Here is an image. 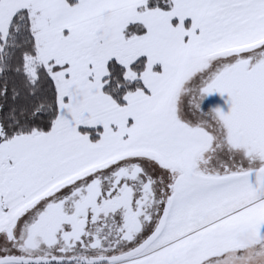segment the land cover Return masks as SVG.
Returning a JSON list of instances; mask_svg holds the SVG:
<instances>
[{
  "label": "snow or ice",
  "instance_id": "1",
  "mask_svg": "<svg viewBox=\"0 0 264 264\" xmlns=\"http://www.w3.org/2000/svg\"><path fill=\"white\" fill-rule=\"evenodd\" d=\"M0 264H264V0H0Z\"/></svg>",
  "mask_w": 264,
  "mask_h": 264
}]
</instances>
